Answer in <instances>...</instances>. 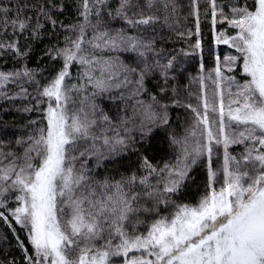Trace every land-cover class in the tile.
<instances>
[{"label":"snow or ice","instance_id":"obj_1","mask_svg":"<svg viewBox=\"0 0 264 264\" xmlns=\"http://www.w3.org/2000/svg\"><path fill=\"white\" fill-rule=\"evenodd\" d=\"M204 2L216 43L238 55L226 56L223 65L217 57L212 72L199 76L203 111L182 105L172 87L171 106L190 109L194 120L182 138L168 136L175 161L159 166L141 147L154 128L169 124L170 105L149 94V102L137 99L132 117L116 126L96 98L114 90L122 100L139 97L155 72L159 93L167 95L175 57L149 63V54L162 55L155 47L156 27H172L179 0H115V6L109 0H0V36L12 33L0 39V55L10 52L21 64L0 70V99L29 100L23 112L43 113L42 121H28L34 130L9 142L11 147L0 141V221L21 253L19 260L4 257L0 264H264V0ZM199 3L189 5L195 33H176L197 37L189 54L201 50ZM69 7H75L77 21L64 24L59 17ZM218 23L235 34H215ZM49 28L52 35L60 29L72 35L42 52L41 59L60 62L42 84V73L24 63L32 44L21 46L20 39L38 41ZM124 52L140 63L131 67L111 55ZM74 66L80 69L76 83ZM237 66L240 80L226 74ZM11 83L19 89L15 95L6 91ZM133 83L125 97L122 90ZM235 146H242L239 154L230 151ZM105 149L108 155L140 153L137 170L119 180L96 179L88 161L99 164ZM196 167L206 174L203 193L195 204L177 203L173 197L188 187ZM168 208L173 210L162 214ZM144 216L155 218L146 222Z\"/></svg>","mask_w":264,"mask_h":264},{"label":"trees","instance_id":"obj_2","mask_svg":"<svg viewBox=\"0 0 264 264\" xmlns=\"http://www.w3.org/2000/svg\"><path fill=\"white\" fill-rule=\"evenodd\" d=\"M5 5L10 4V0H2ZM14 2V0H12ZM71 5L73 0H67ZM110 3L115 6V0H109ZM232 0H217L219 5L230 4ZM180 12L176 18V22L172 24L169 28L163 25L156 27V49L161 52L162 55L157 57L149 54V63L154 60L159 59L161 63H166L171 57H175L174 70L170 72V76L173 77L168 83V93L167 95H161L159 93V88L157 87L158 82H160V76L158 72L149 75L145 80V85L148 92L139 96L132 97L131 99L122 100L119 94L114 90L112 93H105L103 96H98L96 98V103L99 108L102 109L106 114L112 118L114 125L119 126L121 118H129L133 115V105L136 104L137 99L143 100L145 103L150 101V95H157L158 99L162 102L168 103L170 105L168 109L169 114V124L161 126L159 128H154L153 133L148 137L141 147V153L146 155L152 164L162 166L164 162H174L175 161V151L169 145L168 136L175 135L177 138H182L186 134V130L189 129L194 120V114L190 109L186 107H172L171 102L173 98L172 87H176L178 90V99L182 105L192 104L194 107H200L203 111L200 101L197 96L200 94V87L195 83L194 79L202 74L206 75L216 66L217 57L222 59L225 53L228 52V48L225 46L215 45L214 41V31L211 24L210 12L207 16L204 15V10L208 5L204 0H200V36L201 40V50L194 54H189L192 52L191 44L197 38L193 35L190 39L187 37L180 38L177 36V32H185L191 30L195 33L196 28V16L190 14V0H179ZM227 12V8L225 9ZM64 24H73L77 21V15L75 7H69L65 13L59 17ZM52 30L49 28L42 38L38 41L31 40L30 37L27 39L21 38L20 44L23 46L25 43L32 44V52L29 58L24 62L27 66L38 74L42 73V76L38 75L41 83H45V77L52 75L53 68H58L60 62L50 61L47 57L41 59V54L46 47L51 46L59 42L61 46L64 43L65 35H72L71 33H66L63 29L58 30L56 35L51 34ZM12 37L11 30L5 36H0V39H10ZM113 56H119V59L131 66L136 67L140 63L139 58L134 53L124 52V53H113ZM203 64L204 70L201 73L200 65ZM21 67L20 62L14 58L12 53H5L0 55V70L5 72L12 71L14 69H19ZM72 73V83L77 82L78 73L80 71L79 66H74L70 69ZM237 74V70L234 72ZM214 74V73H213ZM238 75V74H237ZM237 75H235L237 77ZM130 79L133 81L136 79L135 76H131ZM28 87L29 92L35 95L33 86L25 85ZM135 84H129L128 88L123 89L125 97L130 95L129 89H134ZM6 91L9 95H15L19 89L15 83H11L7 86ZM34 103V101L32 102ZM29 100L14 99L6 100L0 99V141H4L6 145L9 142L14 141L18 136L25 135L26 133L33 131V127H27L28 121L37 120L42 121V111H32L25 113L22 109L29 105ZM45 107L44 105L41 106ZM42 126V123H41ZM111 134V133H110ZM11 147V145H9ZM12 150H16L15 147ZM230 151L233 154H239L242 151V146H235ZM106 158L101 160L99 164L95 158L88 161V167L92 169L91 175L98 180H103L104 178H111L113 180H119L121 176H127L130 172L136 171L139 163L140 153H133L131 151L126 153H121L120 155H108L105 149ZM79 166V165H78ZM218 166V165H217ZM193 177L192 180L188 181V187L183 190L181 194L173 197L177 203H189L195 204L200 195L204 190L205 181V171L203 167H196L190 173ZM219 186V185H217ZM173 209L168 208L162 211V214H168ZM154 216H144L146 222H150L154 219ZM17 234L22 240H25V234L20 230L19 226H16ZM141 231L144 230V226H141ZM6 236L7 239H0V260L4 257L12 258L16 257L18 260L20 258V250L16 245V240L12 232L0 221V237ZM119 263V261L117 262Z\"/></svg>","mask_w":264,"mask_h":264},{"label":"rangeland","instance_id":"obj_3","mask_svg":"<svg viewBox=\"0 0 264 264\" xmlns=\"http://www.w3.org/2000/svg\"><path fill=\"white\" fill-rule=\"evenodd\" d=\"M226 30V34L227 35H234L235 34V30L234 29H231L228 27L227 23H224V24H220L218 23L216 26H215V34H218L219 32L221 31H225ZM214 41H215V38H214ZM215 45L218 46V44L216 43L215 41ZM219 45H222V46H225L226 48H228V52L225 53L224 57H222V59H220V62L221 64L223 65V62L225 60V57L228 56V55H238V53L235 51L234 48H231L229 47L228 45L226 44H219ZM217 62V61H216ZM236 70H237V74H235L234 72L233 73H226L228 75H237V80H240L242 78V74H241V71H240V68L239 66L236 67ZM195 83H197L200 87V83H199V78L197 77L196 80L194 79ZM205 83L207 85H211V81L210 80H206ZM119 264V263H117Z\"/></svg>","mask_w":264,"mask_h":264}]
</instances>
